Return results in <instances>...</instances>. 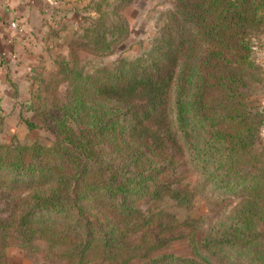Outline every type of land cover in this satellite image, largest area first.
I'll use <instances>...</instances> for the list:
<instances>
[{
    "label": "trees",
    "instance_id": "1",
    "mask_svg": "<svg viewBox=\"0 0 264 264\" xmlns=\"http://www.w3.org/2000/svg\"><path fill=\"white\" fill-rule=\"evenodd\" d=\"M119 1L114 7L128 4ZM103 4L111 0L94 1L100 17ZM159 21L144 53L92 71L73 61L80 44L68 43L55 71L64 89L46 105L48 91L34 93L40 122L26 119L53 140L0 138V264L13 238L43 239L66 264H220L199 247L224 264H264V154L255 150L264 108L249 99L245 79L264 0H173ZM83 30L100 42L90 49L112 52L126 26L109 40L99 20ZM171 147L199 182H180ZM206 186L208 197L239 203L214 235L190 229V256L153 254L193 223L179 215ZM165 198L176 208L142 206Z\"/></svg>",
    "mask_w": 264,
    "mask_h": 264
},
{
    "label": "rangeland",
    "instance_id": "2",
    "mask_svg": "<svg viewBox=\"0 0 264 264\" xmlns=\"http://www.w3.org/2000/svg\"><path fill=\"white\" fill-rule=\"evenodd\" d=\"M94 1L98 0H40L39 7L43 6L41 25L34 31L25 33L21 43L11 45L9 58L0 59V138L5 142L31 143L38 141L50 143L54 136L44 126L29 127L26 119L40 122L31 109L34 93H45L48 98L40 101V105L51 102V96L61 94L63 85L61 75H55L59 61L68 55L69 44H80L76 49L74 60L76 65L83 70L92 71L95 67L112 65L121 56L132 58L144 53L160 25L162 11L168 9L173 0H128L123 8L114 7L119 0H111L110 5L103 4L102 17L95 11ZM123 18V19H122ZM99 20L100 26L106 29V39L116 37L118 32L111 34L114 28L124 22L126 32L117 40L112 52H95L92 45L100 42L94 41V33L83 35L84 27ZM59 27H63L59 29ZM116 40V39H115ZM252 60L254 66L246 67V84L250 93L249 99L260 108H264V31L257 32L251 38ZM89 45V46H88ZM4 62V63H2ZM2 65V66H1ZM43 79V83L39 80ZM48 85V87L45 86ZM172 115V112L170 113ZM169 128H174L173 122L168 123ZM264 125V124H263ZM264 141L256 145V151L263 152ZM176 162V176L181 183L193 185L199 182L197 173L187 160L186 154L179 153L175 147L168 149ZM201 194H197L190 208L180 214V218L189 215L194 218L190 226H181L175 238L168 244L153 252H172L178 255L190 256L192 246L190 243V229L202 234L214 235L219 225L225 220L229 211L239 201L235 198L226 199L216 194L213 197L206 195L210 186H206ZM223 202V203H221ZM144 208L175 209L174 201L168 198L159 201H144ZM5 212L0 210V214ZM198 251L208 259L224 264L217 253H212L202 247ZM8 264H66L65 260L49 250L47 242L36 239L28 245H22L16 239H11L6 248ZM135 260L133 264L137 263ZM91 264V263H90Z\"/></svg>",
    "mask_w": 264,
    "mask_h": 264
},
{
    "label": "crops",
    "instance_id": "3",
    "mask_svg": "<svg viewBox=\"0 0 264 264\" xmlns=\"http://www.w3.org/2000/svg\"><path fill=\"white\" fill-rule=\"evenodd\" d=\"M39 2L40 0H0V59L2 56L9 58L11 45L21 43L25 33L34 31L41 25L43 6L39 7ZM13 20L19 24V28L11 25Z\"/></svg>",
    "mask_w": 264,
    "mask_h": 264
},
{
    "label": "built area",
    "instance_id": "4",
    "mask_svg": "<svg viewBox=\"0 0 264 264\" xmlns=\"http://www.w3.org/2000/svg\"><path fill=\"white\" fill-rule=\"evenodd\" d=\"M11 25L13 27H18L19 28V24L15 20L11 21ZM260 137L264 141V125L261 128Z\"/></svg>",
    "mask_w": 264,
    "mask_h": 264
}]
</instances>
